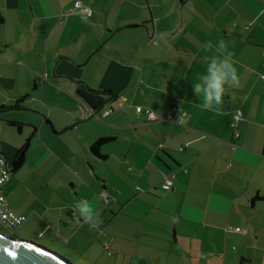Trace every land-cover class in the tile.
Instances as JSON below:
<instances>
[{
    "label": "crops",
    "instance_id": "crops-1",
    "mask_svg": "<svg viewBox=\"0 0 264 264\" xmlns=\"http://www.w3.org/2000/svg\"><path fill=\"white\" fill-rule=\"evenodd\" d=\"M262 13L264 0H0V153L11 164L24 147L1 188L25 216L17 234L85 264H264ZM221 39L239 86L217 114L192 85ZM79 83L115 99L89 115ZM85 199L97 228L74 219Z\"/></svg>",
    "mask_w": 264,
    "mask_h": 264
},
{
    "label": "clouds",
    "instance_id": "clouds-1",
    "mask_svg": "<svg viewBox=\"0 0 264 264\" xmlns=\"http://www.w3.org/2000/svg\"><path fill=\"white\" fill-rule=\"evenodd\" d=\"M203 49L205 52L213 51L212 42H206ZM214 52L212 56H204L202 63L207 65L206 72L192 85V90L197 97L203 98V103L199 106L201 109L219 114L226 90L238 87L239 78L234 66V53L229 50V44L223 39L217 41ZM209 60L210 63H207ZM75 212L74 219L77 223L82 220L90 228H97L102 223L93 203L86 199L75 204Z\"/></svg>",
    "mask_w": 264,
    "mask_h": 264
},
{
    "label": "water",
    "instance_id": "water-1",
    "mask_svg": "<svg viewBox=\"0 0 264 264\" xmlns=\"http://www.w3.org/2000/svg\"><path fill=\"white\" fill-rule=\"evenodd\" d=\"M74 94L82 104L92 111L98 110L105 102L104 95L93 89L77 86ZM22 97L21 99H25ZM18 109V105L11 106ZM24 124H27L23 121ZM0 264H71L50 251L30 240L0 234ZM241 264V262L239 263Z\"/></svg>",
    "mask_w": 264,
    "mask_h": 264
},
{
    "label": "built area",
    "instance_id": "built-area-1",
    "mask_svg": "<svg viewBox=\"0 0 264 264\" xmlns=\"http://www.w3.org/2000/svg\"><path fill=\"white\" fill-rule=\"evenodd\" d=\"M74 8L80 9L85 14H90V9L87 7H81L79 2H76L74 5ZM117 107H121L123 105V99L120 101H117L116 103ZM89 111V115L92 114L94 111L87 108ZM113 107L111 105H107L102 112L97 116L99 119H104L106 116L110 115L113 112ZM134 110L137 114L144 115L145 118L149 121L156 120L163 118L162 116L157 115L149 106H143V105H135ZM174 108H172V111ZM240 111L236 110L233 116V119L230 123V126L232 127V133L234 137H237L238 129H237V121L240 119ZM166 117H171V112L166 113ZM10 164L6 161V158L4 155L0 153V222L3 223L7 228L9 229H17L21 223L24 221L25 216L24 215H18L15 214L8 206V202L5 198V196L2 193V185L4 182L8 179L10 175ZM172 178L173 175H164L162 177L161 185L164 188H170L172 186ZM225 230L227 231H234V232H245L243 228L240 227H231V226H225Z\"/></svg>",
    "mask_w": 264,
    "mask_h": 264
},
{
    "label": "rangeland",
    "instance_id": "rangeland-1",
    "mask_svg": "<svg viewBox=\"0 0 264 264\" xmlns=\"http://www.w3.org/2000/svg\"><path fill=\"white\" fill-rule=\"evenodd\" d=\"M46 80L45 75H41L39 77V81H43ZM27 122V121H25ZM16 232V233H15ZM17 232H20L19 229H9L7 228L3 223L0 222V234H5V235H10V236H15L18 238H22V239H26V240H30L32 242H35L36 244L50 250L53 251L56 254H59L60 256L63 254L64 259L67 260L68 262H70L71 264H85L83 261L76 259L75 257H73L72 255H70L68 252H66L64 249H62L61 247L57 246V245H53L51 243H48L47 241L40 239L38 237L35 238H30V237H25L22 236L20 234H17Z\"/></svg>",
    "mask_w": 264,
    "mask_h": 264
},
{
    "label": "trees",
    "instance_id": "trees-1",
    "mask_svg": "<svg viewBox=\"0 0 264 264\" xmlns=\"http://www.w3.org/2000/svg\"><path fill=\"white\" fill-rule=\"evenodd\" d=\"M79 82V81H78ZM80 84V83H79ZM80 86H83L82 84H80ZM100 93H104V94H107L109 97H108V100H114L115 99V94L109 90V89H103L102 91H99ZM15 106V105H14ZM10 108V107H9ZM8 124L10 125H16L17 127H19V123L18 122H15V121H8ZM24 161V147H22L17 153L16 155L14 156L13 158V161L12 163L10 164V171H13L15 170L16 168H18L19 166L22 165ZM58 256H60L59 254H56ZM63 255H61L60 257L62 259H64V257H62ZM65 260V259H64ZM67 261V260H66Z\"/></svg>",
    "mask_w": 264,
    "mask_h": 264
}]
</instances>
